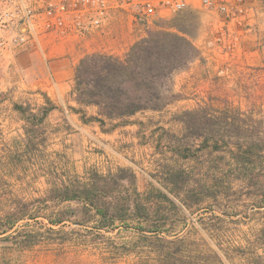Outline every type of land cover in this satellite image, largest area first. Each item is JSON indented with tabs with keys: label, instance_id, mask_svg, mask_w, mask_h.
<instances>
[{
	"label": "rangeland",
	"instance_id": "rangeland-1",
	"mask_svg": "<svg viewBox=\"0 0 264 264\" xmlns=\"http://www.w3.org/2000/svg\"><path fill=\"white\" fill-rule=\"evenodd\" d=\"M134 15L137 41L165 30L196 50L172 64L161 109L108 118L97 106L102 125L137 126L143 150L128 163L82 164L46 95L0 87V264H264V0L245 26L199 1ZM79 183L116 207L61 201Z\"/></svg>",
	"mask_w": 264,
	"mask_h": 264
},
{
	"label": "crops",
	"instance_id": "crops-1",
	"mask_svg": "<svg viewBox=\"0 0 264 264\" xmlns=\"http://www.w3.org/2000/svg\"><path fill=\"white\" fill-rule=\"evenodd\" d=\"M111 12L101 28L91 29L82 36L52 32L40 36L33 48L11 44L0 47V87H19L46 95L55 106L49 118L56 117V125H61L60 121L65 119L69 128L65 133L71 137L65 140L78 154V159L82 164L98 163L103 168L128 163L132 153L143 150L138 143L135 123L114 124L108 128V124L102 125L98 120L84 119L99 116L98 108L79 102L74 91L76 70L85 55L96 52L123 55L138 40L132 26V14L118 11L119 15H116V8ZM116 28L124 31L117 41ZM5 34L7 32L0 30V38ZM259 57L260 64L264 65V46ZM142 112L135 113L131 119Z\"/></svg>",
	"mask_w": 264,
	"mask_h": 264
},
{
	"label": "trees",
	"instance_id": "trees-1",
	"mask_svg": "<svg viewBox=\"0 0 264 264\" xmlns=\"http://www.w3.org/2000/svg\"><path fill=\"white\" fill-rule=\"evenodd\" d=\"M195 50L186 36L160 30L150 32L147 37L136 41L124 58L101 52L89 53L81 59L76 70V98L83 104L98 106L99 114L108 118L161 109L167 104L163 101V80L175 70L172 64L180 57L187 58V53ZM50 108H54V105ZM47 112L48 108H44V115ZM87 120L104 122L99 116ZM95 187L80 183L67 186L66 195L62 196L61 201H84L95 209L97 215L105 216L116 207V198L108 196L103 199V196L94 192V189H101ZM110 217L113 221L116 218L113 215ZM52 221L53 224L62 222L59 219ZM12 225L5 224L4 230ZM24 225L31 223L26 222Z\"/></svg>",
	"mask_w": 264,
	"mask_h": 264
},
{
	"label": "built area",
	"instance_id": "built-area-1",
	"mask_svg": "<svg viewBox=\"0 0 264 264\" xmlns=\"http://www.w3.org/2000/svg\"><path fill=\"white\" fill-rule=\"evenodd\" d=\"M200 2L203 8L218 11L226 26L250 23L253 0H0V47L37 46L47 33L85 35L101 28L115 8L135 14V20L151 21L167 12H180ZM13 32L14 34H12Z\"/></svg>",
	"mask_w": 264,
	"mask_h": 264
}]
</instances>
